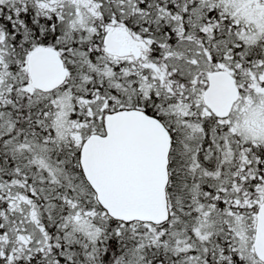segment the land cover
I'll return each mask as SVG.
<instances>
[{
    "label": "snow or ice",
    "instance_id": "obj_1",
    "mask_svg": "<svg viewBox=\"0 0 264 264\" xmlns=\"http://www.w3.org/2000/svg\"><path fill=\"white\" fill-rule=\"evenodd\" d=\"M0 264H264V0H0Z\"/></svg>",
    "mask_w": 264,
    "mask_h": 264
}]
</instances>
